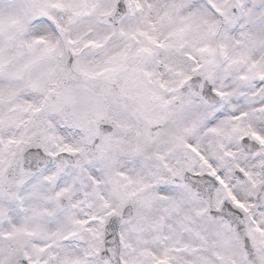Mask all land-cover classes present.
I'll use <instances>...</instances> for the list:
<instances>
[{"label": "snow or ice", "instance_id": "1", "mask_svg": "<svg viewBox=\"0 0 264 264\" xmlns=\"http://www.w3.org/2000/svg\"><path fill=\"white\" fill-rule=\"evenodd\" d=\"M0 264H264V0H0Z\"/></svg>", "mask_w": 264, "mask_h": 264}]
</instances>
